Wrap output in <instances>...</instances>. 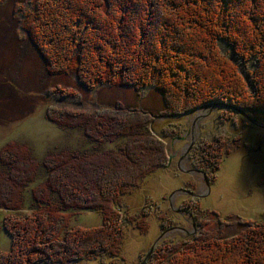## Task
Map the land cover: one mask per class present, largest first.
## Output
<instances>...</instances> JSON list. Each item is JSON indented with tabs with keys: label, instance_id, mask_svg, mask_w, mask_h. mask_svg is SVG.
<instances>
[{
	"label": "trees",
	"instance_id": "16d2710c",
	"mask_svg": "<svg viewBox=\"0 0 264 264\" xmlns=\"http://www.w3.org/2000/svg\"><path fill=\"white\" fill-rule=\"evenodd\" d=\"M20 14L19 27L42 58L45 76L72 75L86 89L152 86L164 101L165 118L216 103L253 120L264 118V0H27ZM219 41L250 66L247 77L221 53ZM68 121L60 125L76 124L78 115ZM77 125L97 142L103 138L96 131L109 141L128 135L134 141L111 153L48 152L41 167L26 145L2 148L0 209L9 212L3 228L11 249L0 252V264L113 261L121 256L125 223L147 231L146 211L122 215L118 207L164 167V141L125 118ZM226 144L199 141L191 148L194 168L209 184L231 151ZM39 170L45 178L27 191ZM182 205L197 232L160 240L145 264H264V219H221L193 198ZM24 206L30 212L13 213ZM84 210L100 212L102 224L65 229L71 211ZM211 215L216 225L206 229Z\"/></svg>",
	"mask_w": 264,
	"mask_h": 264
},
{
	"label": "rangeland",
	"instance_id": "374dc122",
	"mask_svg": "<svg viewBox=\"0 0 264 264\" xmlns=\"http://www.w3.org/2000/svg\"><path fill=\"white\" fill-rule=\"evenodd\" d=\"M26 1L0 2V150L11 142L26 145L39 162L38 167L42 166L41 161L48 152L61 149L118 152L120 147L134 141L132 136L109 141L111 137L106 140L105 132L96 131L103 138L102 142H97L89 130L77 124L85 125L89 120L98 124L122 118L145 133L150 127L149 132L155 139L164 141L166 148L164 167L148 175L139 188L124 195L118 207L122 215L146 211L147 231L125 223L121 256L114 258L116 260L102 257L69 264H141L160 240H179L197 232L195 221L183 210L182 203L189 198L198 200L203 209L214 210L221 219L228 214L257 222L264 219V118L259 121L250 118L251 121L222 104L165 118L164 101L152 86L135 90L98 85L86 89L72 75L45 76L42 58L19 27L20 8ZM219 47L246 76L250 66L236 59L228 44L219 41ZM74 115L79 118L76 124L60 125L69 122ZM115 129L118 130V125ZM199 141H227L231 150L223 157L215 181L208 189L203 176L192 171L195 168L190 144L194 142V146ZM45 176L46 173L39 170L34 180L25 186L26 190L30 191ZM24 212H30L27 206L13 213ZM71 212L65 229L102 224L100 212ZM7 213L0 209V252L11 249V237L3 228ZM161 217L167 219L165 227H162ZM216 220L217 217L211 215L204 228H213ZM35 264L45 263L37 261Z\"/></svg>",
	"mask_w": 264,
	"mask_h": 264
},
{
	"label": "water",
	"instance_id": "95a60500",
	"mask_svg": "<svg viewBox=\"0 0 264 264\" xmlns=\"http://www.w3.org/2000/svg\"><path fill=\"white\" fill-rule=\"evenodd\" d=\"M215 105H219V103L212 104V105L209 106V108L213 109ZM227 107L231 108L232 110L237 111L238 113H240L241 115H243V116H245V117H248V116H246V114H245L243 111H241V110H239V109H237V108H233V107H230V106H227ZM206 108H207V107H206ZM198 118H199V117H198ZM249 119H250V118H249ZM250 120H251V119H250ZM251 121H252V120H251ZM254 123H255V122H254ZM193 144H194V142H192V143L190 144V148L193 146ZM192 171H194V172H196V173H201L199 170H194V169H193ZM202 174L205 175L204 173H202ZM204 180H205L206 187H207V189H208V188H209L208 180H207L206 178H204ZM187 193H188L190 196L198 197V195H196L195 193H192V192H187ZM153 249H154V246L148 251L147 255L145 256V258L143 259V262H142L141 264H145V263H146V261L148 260V258H149L150 255H151Z\"/></svg>",
	"mask_w": 264,
	"mask_h": 264
},
{
	"label": "flooded vegetation",
	"instance_id": "af4514ba",
	"mask_svg": "<svg viewBox=\"0 0 264 264\" xmlns=\"http://www.w3.org/2000/svg\"><path fill=\"white\" fill-rule=\"evenodd\" d=\"M193 147V146H192ZM194 170H198V169H194ZM201 174V173H200ZM202 175V174H201ZM204 178V177H203ZM210 185V184H209Z\"/></svg>",
	"mask_w": 264,
	"mask_h": 264
}]
</instances>
